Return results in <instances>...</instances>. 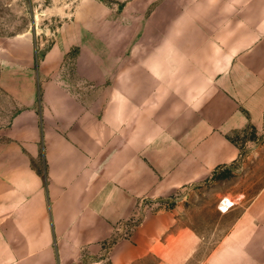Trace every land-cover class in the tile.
I'll return each instance as SVG.
<instances>
[{
	"label": "crops",
	"instance_id": "crops-1",
	"mask_svg": "<svg viewBox=\"0 0 264 264\" xmlns=\"http://www.w3.org/2000/svg\"><path fill=\"white\" fill-rule=\"evenodd\" d=\"M136 9L109 20L118 25L99 34L104 48L92 16L88 47L75 32L50 45L37 102L1 127L0 264L171 255L194 231L173 207L146 204L236 159L230 133L247 122L264 135V0H140ZM72 46V63L59 66ZM206 262L264 264V185Z\"/></svg>",
	"mask_w": 264,
	"mask_h": 264
},
{
	"label": "rangeland",
	"instance_id": "rangeland-1",
	"mask_svg": "<svg viewBox=\"0 0 264 264\" xmlns=\"http://www.w3.org/2000/svg\"><path fill=\"white\" fill-rule=\"evenodd\" d=\"M138 2L140 0H0V130L15 110L37 102V69L50 45L64 44L73 39L70 36L75 32L88 47L90 16L98 37L118 25H112L110 19L115 21L126 13L137 12ZM128 29L131 30V26ZM66 31L70 33L65 35ZM104 42V38L99 42L98 37V47L104 48ZM74 46L58 61L59 66L63 62L68 66L72 63ZM74 89L88 93L86 84L79 83ZM230 138L238 144L236 159L215 168L200 181L178 187L157 203L146 201V209L150 210L173 207L178 224L185 223L194 231V236L185 239L187 246L173 249V253L177 252L174 260L169 259L173 253L160 254L152 250L131 264H207L208 253L226 233L238 209L264 185L263 131L247 122L241 129L232 131ZM226 197L229 202L235 201L237 209L220 208Z\"/></svg>",
	"mask_w": 264,
	"mask_h": 264
},
{
	"label": "bare ground",
	"instance_id": "bare-ground-1",
	"mask_svg": "<svg viewBox=\"0 0 264 264\" xmlns=\"http://www.w3.org/2000/svg\"><path fill=\"white\" fill-rule=\"evenodd\" d=\"M226 199H228V198L226 197L225 200H226ZM225 200H224V201H225ZM224 201H222V203H223ZM222 203H221V205H222ZM220 208H222L223 210H225V208H223L222 206H220Z\"/></svg>",
	"mask_w": 264,
	"mask_h": 264
},
{
	"label": "built area",
	"instance_id": "built-area-1",
	"mask_svg": "<svg viewBox=\"0 0 264 264\" xmlns=\"http://www.w3.org/2000/svg\"><path fill=\"white\" fill-rule=\"evenodd\" d=\"M231 203H232V202H229L228 206H229ZM228 206H227V207H228Z\"/></svg>",
	"mask_w": 264,
	"mask_h": 264
}]
</instances>
